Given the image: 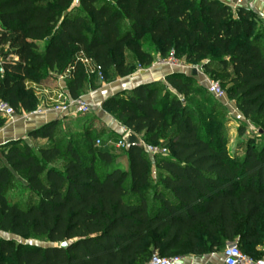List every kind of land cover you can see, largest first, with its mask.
Returning <instances> with one entry per match:
<instances>
[{"label":"trees","instance_id":"obj_1","mask_svg":"<svg viewBox=\"0 0 264 264\" xmlns=\"http://www.w3.org/2000/svg\"><path fill=\"white\" fill-rule=\"evenodd\" d=\"M0 48V101L16 113L36 109L44 72L65 74L67 93L79 98L96 76L80 55L101 67L103 83L172 52L226 86L264 139V22L249 8L219 0H0ZM13 55L17 61L7 59ZM193 80L175 72L103 101L144 142L120 157L108 142L98 150L86 144L91 127L79 144L56 137L59 120L27 134L47 140L36 148L22 138L1 145L0 234L21 240L0 237V264H143L154 252L213 254L234 241L262 258L264 141L243 156L230 153L222 125L189 106L188 96L204 92ZM151 142L167 152L150 155ZM122 158L126 169L118 167ZM15 175L31 193L25 205L21 195L9 198ZM66 240L67 248L58 246Z\"/></svg>","mask_w":264,"mask_h":264},{"label":"rangeland","instance_id":"obj_2","mask_svg":"<svg viewBox=\"0 0 264 264\" xmlns=\"http://www.w3.org/2000/svg\"><path fill=\"white\" fill-rule=\"evenodd\" d=\"M73 5H74V0H73ZM42 47V44H41ZM4 54V50H1L0 48V56ZM159 63V62H157ZM192 67L194 68H199L200 65H192ZM136 69H141V67H137ZM144 69V68H142ZM204 72V71H203ZM55 74V75H54ZM57 76H59V74H57L56 72L50 71V72H44L42 73V82L41 84L36 87L34 89V95L37 101V106L36 108L42 103V100L45 96L44 94V90L45 89H49L51 90H56L59 89L60 86L57 83ZM188 76H192L191 72H188ZM118 77V76H116ZM194 77L193 80V84L195 85L194 88H202L204 89V92H200L199 95H190L188 96L189 98V106L192 108L193 111L196 112L197 115L199 116H212L213 119L215 120L216 123L222 125L223 127V136H224V140H225V146L227 148V150L230 153H238L239 156H243L244 153V149L249 145V144H254L255 146H259L263 143L264 139L263 137L260 136L259 134V127L257 124H254L252 122H250L249 120L245 119L241 113L238 111L235 102L230 100L226 94L224 97L222 98H216L213 95L209 94L207 89H206V80L204 79V81H202V79H197V76H192ZM206 77H208V75L206 74ZM108 78V77H107ZM212 79V78H210ZM65 80V79H63ZM106 82V80H105ZM66 83V81H65ZM102 84V80L98 77L95 76V79L91 81V83L89 85H87L83 91V94L80 96L82 97L83 95L87 94V92L89 91H94L97 88L100 87L99 84ZM104 83V81H103ZM162 88L160 89V91L163 92H169L168 90V86L167 85H163L161 86ZM225 87L226 86H221V88L225 91ZM45 88V89H43ZM65 88V84L63 85V89ZM43 89V91H42ZM48 95H50L51 98L54 97V93L50 92L48 93ZM207 97L208 101L204 102L202 101L203 97ZM178 97H181L180 95H178ZM91 111V110H90ZM89 111V112H90ZM86 113V114H78L76 116L73 115H65V114H61L58 113L60 115V117H62L59 120L58 125L56 126V137L58 136H62L63 134H67L68 136H70L71 140L75 143V144H79L81 143L82 140V132L85 130V128H90L91 127V132H92V140L89 143L86 144H91L94 148V150H98L104 147V143L106 144V142H110V144L108 145V150L114 154V156H122L124 149H118L116 148V146L114 145L116 142V139L118 137V131L116 129L117 124L119 125V123L117 122V120L109 113H107L106 118L108 119V121H104L102 120L101 124L99 125V129H93V123H95V121H100L99 117V112H90V113ZM28 114V112H17L18 115H24V114ZM71 116V117H70ZM80 118H83V120L80 121ZM0 119L5 120L6 118H4L1 113H0ZM68 122H71V124H68ZM4 125V124H3ZM120 126V125H119ZM242 129V132L239 133L238 130ZM93 130V131H92ZM122 130V129H121ZM172 129L169 128V132L167 134V136L170 134ZM97 139H99L100 143H97ZM250 140L252 141L250 143ZM47 140H43V139H39V140H35L33 141L32 145L34 146V148H36V146L41 145L46 143ZM151 145L149 146H153V147H161V148H165V146L162 145H154L155 142H151ZM167 152V151H166ZM117 157V158H118ZM0 159H1V147H0ZM119 160V159H118ZM118 167L121 169H126L127 168V164L123 163L122 160H120L118 162ZM154 172V171H153ZM153 177H155V175H153ZM25 180L23 178H21L18 175H15V181L13 184V191L9 192V198L10 199H18L19 196L21 195L22 198L20 199V203L22 205L26 204V199L29 196V194L31 195V193L25 190ZM0 237H6L9 239L14 240L15 242H18L21 240V238L9 235V234H0ZM28 241L31 242H35L37 244H44V242L38 238H30L27 239ZM222 245L220 248H218L216 250V257L219 260L220 254L222 253V249H223ZM256 256L262 257L264 258V240L262 242L261 245H258L256 247Z\"/></svg>","mask_w":264,"mask_h":264},{"label":"crops","instance_id":"obj_3","mask_svg":"<svg viewBox=\"0 0 264 264\" xmlns=\"http://www.w3.org/2000/svg\"><path fill=\"white\" fill-rule=\"evenodd\" d=\"M220 2L230 6L232 9L237 7L243 6L252 10L263 22H264V0H252L251 4L247 3L248 0H219ZM250 2V0H249ZM159 57L156 56L152 65L147 69H136L134 72L124 76V77H116L112 80L106 81L100 84V87L94 91H89L87 94L82 96V99L86 100L91 107V111L99 112V119L100 121H95L93 123V129H99V125L101 124L102 120L108 121L106 118L107 112L102 109L103 101L108 98L109 96L114 95L117 92L130 90L137 85L144 84V83H151V82H162L165 83V77L171 73H183L188 75V72H192L194 67L191 64H188L184 61H177L176 65H168L164 63H157ZM196 69V68H195ZM197 79H204L206 78V74L203 72L201 67L197 68ZM55 75V74H54ZM57 83L60 88H63L65 84V80L60 79L57 76ZM45 89V88H43ZM42 89V91H43ZM55 94V90L46 89ZM65 92L66 89L64 88ZM89 112V113H90ZM95 112V113H96ZM71 117V116H70ZM60 115L57 112H45L43 114L38 115H27L26 113L23 115L15 114L12 121L6 119L4 125L0 127V146L4 145L8 142L17 140V139H24L27 143L31 144L34 139L27 136V134L42 126L45 123H48L52 120L61 119ZM116 129L118 131V137L122 132V127L117 124ZM117 137V139H118ZM116 139V141H117ZM39 140V139H36ZM44 140V139H43ZM109 142V141H108ZM110 144V142L108 143ZM116 144V142H115ZM114 144V145H115ZM123 163L127 164L126 158L121 159ZM153 175H155V170H153ZM221 256V254H220ZM179 264H221V257L219 260L216 257V254H185L181 256V261Z\"/></svg>","mask_w":264,"mask_h":264},{"label":"built area","instance_id":"obj_4","mask_svg":"<svg viewBox=\"0 0 264 264\" xmlns=\"http://www.w3.org/2000/svg\"><path fill=\"white\" fill-rule=\"evenodd\" d=\"M251 1L247 3L251 4ZM240 2V0L238 1ZM7 59L12 61H17L16 56H9ZM79 61L84 65L85 71L88 75H96L102 79V70L99 65H97L92 59L87 58L83 55L78 57ZM177 61L173 53L171 52L167 59L162 60L158 59V62L176 65ZM3 73L2 68V57L0 56V74ZM60 79H65V74L59 75ZM206 80V89L207 91L216 98H222L225 96L224 90L221 88L218 81L210 79L209 77L205 78ZM49 91L44 90V94L47 97H44L42 103L33 111L28 112L27 115H38L45 112H57L65 115L76 116L78 114H86L91 110L90 104L82 99V97L72 99L65 90L59 88L55 90L54 97L51 98L48 95ZM0 113L1 115L12 121L16 112L15 110L6 102L0 101ZM127 129L122 127V132L116 141V148L124 149L123 134ZM97 143H100L97 140ZM109 143V142H108ZM146 150L150 155L155 154H165L166 149L161 147L146 146ZM215 253L211 254L214 255ZM181 261V256H161L157 252H154L143 264H179ZM221 264H264V258L255 259L248 254L243 253L237 245V242H227L221 253Z\"/></svg>","mask_w":264,"mask_h":264},{"label":"water","instance_id":"obj_5","mask_svg":"<svg viewBox=\"0 0 264 264\" xmlns=\"http://www.w3.org/2000/svg\"><path fill=\"white\" fill-rule=\"evenodd\" d=\"M79 4V0H74V6ZM192 76L197 75V70L194 68L191 72ZM184 101V100H183ZM259 133H263L262 130H259ZM123 141H124V151L128 152L131 148H144V142L140 138V136L132 130H127L123 134ZM72 241L66 240L59 243V247L67 248Z\"/></svg>","mask_w":264,"mask_h":264}]
</instances>
